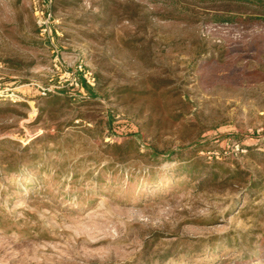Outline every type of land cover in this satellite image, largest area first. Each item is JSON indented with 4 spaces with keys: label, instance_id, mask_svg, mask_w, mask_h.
I'll return each mask as SVG.
<instances>
[{
    "label": "rangeland",
    "instance_id": "obj_1",
    "mask_svg": "<svg viewBox=\"0 0 264 264\" xmlns=\"http://www.w3.org/2000/svg\"><path fill=\"white\" fill-rule=\"evenodd\" d=\"M0 64V264H264V0H0Z\"/></svg>",
    "mask_w": 264,
    "mask_h": 264
},
{
    "label": "trees",
    "instance_id": "obj_2",
    "mask_svg": "<svg viewBox=\"0 0 264 264\" xmlns=\"http://www.w3.org/2000/svg\"><path fill=\"white\" fill-rule=\"evenodd\" d=\"M221 1H225V0H221ZM237 1L245 2L247 0H237ZM251 1L258 2V1H262V0H251ZM83 85H84V87H86L87 91L89 93H91V89L87 85H85V84H83ZM106 148L111 152V154L113 155V158L116 157L115 154L118 152V155H120L119 161L121 163H124V162H126L127 160L130 159L131 151L135 147H134V145L132 143L125 142L123 144H114V145L107 144ZM155 156H156V154L153 153V152L152 153L150 152V153H148L146 155L138 154V157H150L151 159H154ZM216 167L219 168V169H222V171H224V169L220 165H218ZM11 170L17 171V168L6 169L5 172H10ZM229 175H231V176H229L228 178L223 180L224 178H223V176L220 173L216 174L215 171H212V172H210V175H209L210 177L209 178L213 182H218L220 180V181L229 182L230 185H232V183H234L235 180H238L240 178L239 174L236 171L235 172H229ZM155 180L156 179L154 178L153 180L149 181V184L154 182ZM28 186L29 185H27V187Z\"/></svg>",
    "mask_w": 264,
    "mask_h": 264
},
{
    "label": "built area",
    "instance_id": "obj_3",
    "mask_svg": "<svg viewBox=\"0 0 264 264\" xmlns=\"http://www.w3.org/2000/svg\"><path fill=\"white\" fill-rule=\"evenodd\" d=\"M40 35L42 36L43 35V32H41ZM0 66H1V64H0Z\"/></svg>",
    "mask_w": 264,
    "mask_h": 264
}]
</instances>
